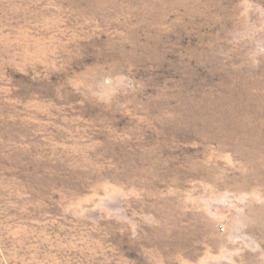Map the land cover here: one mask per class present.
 <instances>
[{"label": "rangeland", "instance_id": "374dc122", "mask_svg": "<svg viewBox=\"0 0 264 264\" xmlns=\"http://www.w3.org/2000/svg\"><path fill=\"white\" fill-rule=\"evenodd\" d=\"M0 264H264V0H0Z\"/></svg>", "mask_w": 264, "mask_h": 264}]
</instances>
